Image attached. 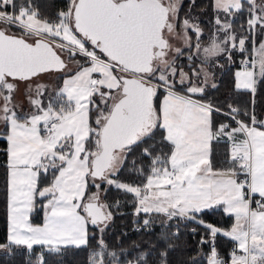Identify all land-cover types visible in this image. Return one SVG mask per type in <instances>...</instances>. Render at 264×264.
Masks as SVG:
<instances>
[{"label": "snow or ice", "instance_id": "obj_1", "mask_svg": "<svg viewBox=\"0 0 264 264\" xmlns=\"http://www.w3.org/2000/svg\"><path fill=\"white\" fill-rule=\"evenodd\" d=\"M214 3L230 16L247 11L242 30L253 38L258 31L264 34V0ZM177 15L176 0H69L67 10L55 19L41 16L31 6L17 10L15 0H0V123L8 143L10 221L8 243L0 248L46 246L59 253L62 245L88 246L89 225L99 227L111 218L109 206L100 202L99 180L132 194L136 215L196 220L204 209L223 205L224 212L234 216L229 230L196 222L213 239L222 232L236 242L230 264H264V121L257 122L254 114L251 124L238 120L240 109L229 105L226 115L237 127L225 123L214 130L211 114L220 109L193 98L204 93L210 74L196 67L185 72L169 56L184 55L169 41ZM216 24L225 38L218 41L214 36L201 48V29L183 20L189 61L193 60L189 30L196 34V53L202 52L205 61L229 48L246 51L248 36L238 37L228 20L217 17ZM254 51L258 59L242 61L243 69L235 74L236 88L252 93L264 80V42ZM69 61L77 65L76 71L66 74L47 106L32 99L34 111L19 116L13 103L15 82L65 72ZM43 88L37 85L38 95ZM93 109L95 127L90 123ZM158 131L171 149L164 156L143 150L151 159L145 182L132 185L112 179L132 146L154 139ZM222 136L232 142L229 161L237 167L213 168L209 145ZM240 174L243 179H238ZM49 175L51 182L42 185L41 178ZM90 183L97 192L86 195ZM37 197L46 200L42 225L30 220ZM99 231L103 233V228ZM148 255L141 253L135 264H147ZM106 257L107 264H123L116 252L108 251L101 235L90 264H106ZM38 261L45 264L43 252ZM208 264L229 262L219 257L213 244Z\"/></svg>", "mask_w": 264, "mask_h": 264}, {"label": "trees", "instance_id": "obj_2", "mask_svg": "<svg viewBox=\"0 0 264 264\" xmlns=\"http://www.w3.org/2000/svg\"><path fill=\"white\" fill-rule=\"evenodd\" d=\"M28 2H33L35 6H41L45 2H50L52 7H66L67 0H15L17 10L20 5H27ZM181 6L179 10V23H182L184 19H189L190 22H198L200 26L204 27L205 33H210L215 36L218 41L225 38L226 33L219 31V25L216 24L217 17L221 21H225L228 18V14L223 11H218L214 6V0H180ZM257 3H261V0H257ZM244 8L247 9L248 5L244 4ZM238 17L233 20V31L239 29L241 33H236L239 36H248L245 43L246 51H239L235 48H229L228 52L231 53L226 56L228 52L223 53L221 56L222 66H215L214 76L216 80L215 87H208L202 95H197L202 99H212V101L219 105L221 108L229 110V105H234L241 109L242 117L248 121L249 115L253 109L255 116L259 120H263L264 116V80H260L256 85L255 93L246 89L236 88L235 72L241 62L246 60L252 55L254 46L262 40V33L259 31L253 38L249 33L242 30L241 26L246 27V21L248 18V12H237ZM55 17H51L54 19ZM231 22V20H229ZM192 23V22H191ZM12 31L18 34L16 29ZM189 33H194L189 31ZM193 36V35H192ZM195 36V34H194ZM206 35H203L202 39H205ZM192 45L191 53L194 50L195 40L191 37ZM261 42V41H260ZM190 51V50H189ZM188 51V52H189ZM188 54H184L180 57L177 65L185 62L188 58ZM196 61V59H194ZM215 61H211L215 64ZM213 66V65H211ZM74 69H66L61 75L60 81L56 84V88L53 92L59 90L62 86V82L66 74H71L76 71ZM53 73H56L55 71ZM39 85L40 81L36 82ZM44 106H47L49 100L54 98V94L44 91L41 95ZM96 99L97 104L100 103L99 99ZM217 116V127L220 121V115L216 111L213 113ZM97 113L95 109L91 111V123L95 127V117ZM23 117V115H19ZM219 116V117H218ZM6 132L5 126L1 127L0 123V244H6L9 233V198H8V179L9 169L8 155L6 149L8 143L4 133ZM223 140H218L213 143L212 161L215 167L229 166L230 149L228 144ZM148 148L153 156H164L170 152L171 146L161 141V133L157 132L154 139L147 140L144 143H140L132 146V151L126 154V158L119 172L114 176L118 180L128 181L134 185H140L145 182V177L150 174L151 159L145 156L143 150ZM141 170H143L141 172ZM51 182V175L41 178L42 185H47ZM99 190H103V202L108 205V211L111 212V220L106 227H103V233L99 231L100 227L89 225V244L88 246H66L62 247L59 253L49 252L44 250L45 264H90V253L97 250V241L101 237L107 246L109 252H116L119 261L123 264H128L129 261L135 262L137 258L143 252H148L147 264H208V258L210 255L211 244L215 243L219 252L229 259L231 250L235 243L232 239L225 236L217 235L213 239L209 235L192 234L188 228L177 229L173 224L165 226L164 224H157L156 222H150L149 228L137 230L135 225L141 223L145 213L135 214V208L137 207L136 199L132 194L126 193L121 189H117L115 185H107L101 182ZM97 189L89 184L87 194L93 193ZM118 202L116 206L113 203ZM45 200L37 197L35 201V207L31 213V221L35 224H40L44 220L45 212L44 205ZM204 220L215 219V221L224 227L231 228L234 223V218L231 215H227L223 210L215 207L208 208L201 213ZM194 223V222H191ZM208 241L207 243H201V241ZM35 250H40L38 247H34ZM165 253V256H161V253ZM106 257V264H107ZM36 256L31 253L25 246H12V249L8 247L0 248V264H35ZM142 264V262H141Z\"/></svg>", "mask_w": 264, "mask_h": 264}, {"label": "rangeland", "instance_id": "obj_3", "mask_svg": "<svg viewBox=\"0 0 264 264\" xmlns=\"http://www.w3.org/2000/svg\"><path fill=\"white\" fill-rule=\"evenodd\" d=\"M68 3H67V6L66 7H59V8H54L52 7L51 4H49L50 2H45L43 5L41 6H35L33 4V2H28L27 5L25 6H31L32 8L36 9L41 16H44V17H48L51 19V17H56V15L58 14V12L60 11H63V10H67L68 8V5H69V0H67ZM214 6H215V3H214ZM238 17V14L237 12L234 13L233 15L231 16H228L229 19H227L228 21L231 20V23L233 25V20L236 19ZM193 24H196L199 26V28L201 29V35H200V38H203V35H206V38L205 39H202V41H200V44H201V48H204V47H207L210 45L211 43V40L213 38V36L210 34V33H205V30H204V27L203 26H200L198 22H194V21H191ZM234 26V25H233ZM13 30V29H12ZM191 31V30H189ZM238 31V30H237ZM193 32V31H192ZM237 33H241V31H238ZM19 34V33H18ZM195 33H188V36L191 38H193V40H195V43H197V37H196V34L194 36ZM193 35V36H192ZM261 42H264V34H262V40H260ZM258 42L257 45L254 46V49H258L259 48V45L261 42ZM188 54V53H186ZM223 53L221 54H218V56L220 57V55H222ZM231 54V53H230ZM255 54H256V57L258 59V55L255 51ZM217 56V55H216ZM216 56L214 57H210L208 58L206 61L204 60L203 58V53L200 52V53H194L193 54V59H196L198 62H197V66H198V70L200 68H203L204 71L208 72L210 75H209V78L207 80V84L205 86L210 87L211 85L210 84H214V82L216 81L215 79H213L215 76H214V67L215 65L211 63V61H215V59L217 60ZM249 58V57H248ZM77 59H79V57H77ZM249 60H255V56L253 55L252 59L250 58ZM195 61V60H194ZM189 63V60L187 59L186 61V64ZM213 65V66H211ZM75 67H77V65L71 61L68 62V68L67 69H74ZM239 69H237V71H241L243 69V65L242 66H239L238 67ZM236 71V72H237ZM235 72V73H236ZM63 74V72H56V73H43L41 74L39 77H34V80L33 82L32 81H16V85H17V88H16V91L14 92L13 94V103L15 105V108L17 109L16 112L17 114H20V115H28V114H31L33 111H34V106L33 104L31 103V100L32 99H40L42 101V98H41V95H38L37 93V81H40L39 85H43L44 88H43V92L44 91H48V93L50 94H54V97L56 95V92H53V87H54V90L56 88V84L60 81L61 79V75ZM197 83H200V81H197ZM210 85V86H209ZM18 97L21 98V101L22 102H18ZM200 100H203L205 102H209L210 104H212L215 108H218L220 109V111H226V109L224 108H221L219 105H216L212 99H202L200 97H198ZM23 107V109H22ZM232 107H235V108H238L236 106H232ZM21 108V109H20ZM239 109V108H238ZM217 112L219 113L220 115V121H221V124H225L226 120H227V116L221 112ZM214 112H212L211 114V120H212V124L214 126V128H218L221 124H219L217 127H215L216 123L218 122L216 119H217V116L213 114ZM254 114V111L253 109L250 111V113H248L249 115V118H251V115ZM255 115V114H254ZM219 117V116H218ZM239 117V120L241 121H244L245 123H247L245 121V119L242 117V113H241V109H240V114L238 115ZM255 118H257L255 116ZM263 121H264V116H263ZM232 124H235L234 122ZM1 127H3V124L1 123ZM220 139H224L226 140L224 143H227L228 144V148L231 150V147L229 145V143H232L231 141L228 140L227 137H220ZM223 140V141H224ZM235 167H237L235 165ZM112 179L114 180H118L116 179L115 177H111ZM119 182H122V183H128L130 184L128 181H122V180H118ZM95 192V191H94ZM103 190H99V193H100V202L105 204L103 202ZM118 204V202H115L113 203L114 206H116ZM108 211V209H107ZM147 216H150L152 218H156L157 221H161V224H164L165 226H168L170 224H172V220L171 219H167L165 216H163L162 214L161 215H158L157 217L154 215V214H146ZM145 218V217H144ZM234 218V217H233ZM167 222H168V225H167ZM157 224H160V223H157ZM191 224V222H190ZM138 225H142V222L141 223H138L135 225V228L138 226ZM150 225H147L146 228H149ZM187 226L185 225L184 227L182 228H177V229H185ZM137 230H139L138 228H136ZM230 229V228H229ZM9 234V233H8ZM8 243V242H7ZM6 243V244H7ZM31 253H34V255L36 256V254L38 253V250H35L34 248L29 250Z\"/></svg>", "mask_w": 264, "mask_h": 264}, {"label": "crops", "instance_id": "obj_4", "mask_svg": "<svg viewBox=\"0 0 264 264\" xmlns=\"http://www.w3.org/2000/svg\"><path fill=\"white\" fill-rule=\"evenodd\" d=\"M257 4H259V3H257ZM238 31H240L239 29H238ZM238 31H236V33L238 32ZM196 44V43H195ZM195 46V45H194ZM194 53H196V49H195V47H194V50H193V52H192V54H194ZM253 55L255 56V60H257V57H256V54H255V51H253ZM226 56H228V53L226 54ZM221 55H220V57L217 55L216 56V58H217V60H216V62H215V66H222L223 64H222V61H221ZM186 61L187 60H185V62H183V63H181V65H179L178 64V66L179 67H182L183 69H184V71L185 72H189V68L190 67H196L197 69H198V66H197V60L196 61H194V59L192 60V61H189V63H187L186 64ZM245 61V60H244ZM242 63V62H241ZM243 64H241V66H242ZM237 69H239V68H237ZM237 71V70H236ZM190 75H191V73H189ZM236 74V73H235ZM94 77H96V78H100V74H94ZM65 78V77H64ZM235 78H236V75H235ZM213 79H215V77L213 78ZM62 84H63V82H62ZM214 84L216 85V81L214 82ZM211 86L213 85V84H210ZM209 85V86H210ZM62 87V86H61ZM206 88H207V86H205V90H206ZM194 99H197V100H199V101H201V102H203V103H208V104H210L209 102H205V101H203V100H200L199 98H198V96L196 95V96H194L193 97ZM18 102H22L21 101V98L20 97H18ZM212 105V104H211ZM91 107V106H90ZM21 109V108H20ZM22 109H23V107H22ZM17 109L15 108V111H16ZM213 112H215V111H213ZM18 115H20V114H18ZM90 117H91V113H90ZM90 123H91V119H90ZM92 124V123H91ZM221 124V123H220ZM213 128H214V126H213ZM214 130H215V128H214ZM6 137V136H5ZM218 140H224V139H213L211 142H210V145H209V149H210V159H211V161H212V154H213V143L215 142V141H218ZM230 152H231V150H230ZM228 161H229V159H228ZM212 164H213V161H212ZM228 167H235V165L234 164H232V163H230V161H229V166H228V164L227 165H225V166H220V167H215V165L213 164V168L214 169H224V168H228ZM238 179H239V177H238ZM131 184V183H130ZM132 185H134V184H132ZM87 192H88V190H87ZM86 195H87V193H86ZM45 203H46V200H45ZM217 207V208H219V209H221V210H223V208H224V206L223 205H213L212 207ZM208 209V208H207ZM204 210H206V209H204ZM203 210V211H204ZM202 211V212H203ZM224 211V210H223ZM44 212H46V209L44 208ZM202 212H200V213H198V214H196V220H191V219H189V220H191V221H197V220H202V221H204V219L202 218V216H201V213ZM151 214V213H150ZM152 214H154L156 217L158 216V215H161V214H158V213H152ZM228 215V214H227ZM234 217V216H233ZM44 219H45V216H44ZM153 219H155V218H153ZM30 220H31V214H30ZM32 222V221H31ZM9 223H10V221H9ZM33 223V222H32ZM44 223V220H43V222L42 223H40V224H35V223H33V224H35V225H42ZM220 227H221V230H229V228H227V227H224L223 225H221V224H219V223H217ZM89 231V230H88ZM217 235H221V236H225V235H223L222 234V232H220V233H217ZM216 235V236H217ZM225 237H227V238H230V237H228V236H225ZM231 239V238H230ZM234 243H235V245H234V247H233V249L231 250V251H233L235 248H236V242L234 241ZM34 247H38V248H40L41 250H46L47 249V247L45 246V247H41V246H33V248ZM62 247H65V246H61V248ZM230 264V263H229Z\"/></svg>", "mask_w": 264, "mask_h": 264}, {"label": "built area", "instance_id": "obj_5", "mask_svg": "<svg viewBox=\"0 0 264 264\" xmlns=\"http://www.w3.org/2000/svg\"><path fill=\"white\" fill-rule=\"evenodd\" d=\"M9 10L11 11L12 9L10 8ZM101 58H102V57H101ZM248 61H249V60H248ZM249 62H251V61H249ZM220 112L226 115V113H228L229 110H226V111H220ZM252 115H253V114H252ZM252 115H251V116H252ZM226 116H227V115H226ZM227 117H228V118H227V120H226L225 123L228 124V125H230L231 128H235V127H237V124L235 123V120H233V119L230 118L229 116H227ZM236 119L239 120V117L237 116ZM256 120H257V122H260V121H258L257 118H256ZM233 122H234L235 124H232ZM246 122H247L248 124H251V118H250L248 121H246ZM41 129H42V134H44V133H43V126H42V125H41ZM241 138H242V136H241ZM229 145H230V147H231L232 143H229ZM240 179H243V174H240ZM163 216H165V215L163 214ZM165 217H166V216H165ZM166 218H167V217H166ZM145 219H148V220H149V224H150V222H151L150 217H145L144 220H145ZM167 219H168V218H167ZM144 220H143V222H142V225H138V226H137L138 229H145V228H146L147 225L144 224ZM171 220H172V224L174 225V227L182 228V227H184V226L186 225L187 228H188V230H189V232L192 233V234H201V235H209V236H211L210 233H209V230H208L204 225H202V224H199V223H197V222H196V223H193V224H190V222H189V220H188L187 218H180V217H174V218H172ZM155 222H157V223H161V221H155ZM204 223H205V224L213 225V226H215L216 228L221 229V227L217 224V222L215 221L214 218L211 219V220H205ZM149 224H148V225H149ZM167 225H168V222H167ZM193 230H195V231H193ZM213 244L215 245V248H216V250H217V252H218L219 257L222 258L224 261H227V262L230 263V260H229V259H226L225 256L219 252V250H218V248H217V246H216L215 243H212V244H211V247H212ZM210 250H211V249H210ZM35 264H39V262H36Z\"/></svg>", "mask_w": 264, "mask_h": 264}, {"label": "flooded vegetation", "instance_id": "obj_6", "mask_svg": "<svg viewBox=\"0 0 264 264\" xmlns=\"http://www.w3.org/2000/svg\"><path fill=\"white\" fill-rule=\"evenodd\" d=\"M176 2L178 4V15H177V19L175 21V23H176V29H175V32L173 34H170L169 35V41L173 45L174 48H181L182 51L184 52V54H186V53H189L188 52L189 49L185 46L184 41H183V22L182 23H179V20H178L181 2H180V0H176ZM190 43L192 45V40L191 39H190ZM169 56L170 57H175L176 63L179 62L180 57H181V56L176 55L175 52L169 53ZM30 81L33 82V79H31ZM97 182H99V180ZM95 192H97V190ZM110 220H111V218L108 221H106L104 224L99 225V227L100 228L106 227L109 224Z\"/></svg>", "mask_w": 264, "mask_h": 264}, {"label": "water", "instance_id": "obj_7", "mask_svg": "<svg viewBox=\"0 0 264 264\" xmlns=\"http://www.w3.org/2000/svg\"><path fill=\"white\" fill-rule=\"evenodd\" d=\"M17 35H19V34H17Z\"/></svg>", "mask_w": 264, "mask_h": 264}]
</instances>
